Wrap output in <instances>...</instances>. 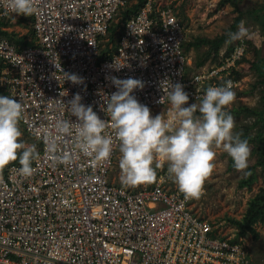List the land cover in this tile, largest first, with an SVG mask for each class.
<instances>
[{
	"label": "built area",
	"instance_id": "1",
	"mask_svg": "<svg viewBox=\"0 0 264 264\" xmlns=\"http://www.w3.org/2000/svg\"><path fill=\"white\" fill-rule=\"evenodd\" d=\"M34 4L36 11L28 16L33 19L34 47L19 49L0 35V88L22 100L19 124L39 153L30 177L18 174L19 163L0 169V264L257 263L241 238L219 236L209 220L193 212V199L170 189L165 178L137 189L109 183L118 140L108 159L78 154L70 164L55 158L72 154L75 131L57 139L53 152L46 144L56 136L57 119L76 121L64 102L77 93L82 103L107 119L104 97L117 90L111 77L142 80L143 89L133 95L151 112L168 104L160 87L164 79L184 84L189 100L196 102L207 87L225 81H231L235 92L241 86L236 73L248 55V39L239 40L220 64L188 75L186 27L173 7L158 0H146L126 20L129 0ZM19 15L10 0H0V19ZM120 15L111 43L109 30ZM258 32L264 41V28ZM63 72L75 73L84 82L65 81Z\"/></svg>",
	"mask_w": 264,
	"mask_h": 264
},
{
	"label": "clouds",
	"instance_id": "2",
	"mask_svg": "<svg viewBox=\"0 0 264 264\" xmlns=\"http://www.w3.org/2000/svg\"><path fill=\"white\" fill-rule=\"evenodd\" d=\"M10 7L16 14L25 16L36 11L34 0H10ZM246 34L247 28L242 20L237 31L228 33V41L242 40ZM120 67L115 66V70ZM63 74L65 81L84 82V78L75 73ZM111 81L117 90L104 97L106 107L103 110L107 119H101L91 105L82 103L78 93L64 102L71 116L77 119L75 122L57 119L54 124L56 136L46 139L47 148L53 152L57 139L70 136L73 131L76 132V143L72 154L56 157L57 162L70 164L78 154L92 155L96 160L108 159L118 140L122 183L135 186L155 181L160 163L154 166V161L159 156L160 160L167 162L169 178L186 198L191 199L202 196L204 182L215 168L214 148L222 147L237 170L248 168L249 141L241 132L234 131L235 119L227 111L236 96L231 81L207 87L203 96L198 98L199 103L189 104L185 85L164 79L160 87L166 90L167 102L171 106L170 118H165L162 113L153 116L150 108L133 95L135 89H143L142 80L111 77ZM164 100L162 95L158 103L162 104ZM23 112L22 100L0 95V169L18 160V174L30 177L34 172L32 162L39 153L35 144H26L20 139L19 123ZM109 128L114 130V135L107 130Z\"/></svg>",
	"mask_w": 264,
	"mask_h": 264
},
{
	"label": "rangeland",
	"instance_id": "3",
	"mask_svg": "<svg viewBox=\"0 0 264 264\" xmlns=\"http://www.w3.org/2000/svg\"><path fill=\"white\" fill-rule=\"evenodd\" d=\"M163 6L173 7L178 18L186 27L188 44L199 39L218 40L223 36H227V41L223 44L220 52L208 53V47L200 49L186 48V55L190 61L188 67V75L197 74L201 69L208 66L216 65L222 59V56L236 45L237 41H228V33L234 31L232 28L236 19L241 16L247 28V34L244 37L248 39L249 52L246 60L242 62L237 76L241 82V86L235 90L236 96L234 101L227 107L234 119L236 132L249 134L255 137L262 129V124L255 116L247 114H237L240 108L262 109L264 99V86L259 85L257 72L253 64L260 62L264 58V41L260 38V24L257 21V16L261 14L264 0H241L237 6L222 3L223 0H158ZM136 0H129L128 8L136 5ZM21 16H13L10 20V27L3 29L9 33H16L21 36H29L32 33L29 23L19 24ZM241 20V21H242ZM122 17L119 16L117 22H121ZM196 101L189 100V104ZM199 103V102H196ZM171 106L168 103L151 114L153 116L162 113L165 118H170L169 113ZM249 117V118H248ZM22 136L26 144H34L32 138L25 133V130L19 124ZM249 166L246 170L231 171L229 170L230 156L223 150L222 147L214 148L216 153L213 172L206 178L203 185V194L199 199L191 201L193 212L211 222L217 231L218 235L227 239H236L240 234V228L234 222H242L248 209L249 204L256 196L264 189V170L262 166H258L260 160L259 148L260 144L253 141L250 145ZM37 150V148H36ZM120 152L117 151L114 166L108 177L109 183L120 184L128 189H137L139 187H149L152 183H141L135 186L125 185L121 181L122 171L119 167ZM159 162L160 167L157 168V179L165 178L167 185L172 190H179L178 185L169 178L167 172V162L160 160L159 156L154 161ZM255 167L256 179L251 187H241V182L244 179H249L251 168ZM255 233H246L245 236L239 237L243 244L247 247L254 261L264 263V221H259L254 225Z\"/></svg>",
	"mask_w": 264,
	"mask_h": 264
},
{
	"label": "trees",
	"instance_id": "4",
	"mask_svg": "<svg viewBox=\"0 0 264 264\" xmlns=\"http://www.w3.org/2000/svg\"><path fill=\"white\" fill-rule=\"evenodd\" d=\"M136 1H137L136 5L132 6L126 12H124V20L130 18L131 16H134L139 11V9L142 6H144V4L146 2V0H136ZM240 1L241 0H223L222 3L230 4V5H233V6H237ZM20 16L22 18L21 20H19V24L20 25L24 24V23H27V24L29 23V25H32V23H33L32 17H28V16H25V15H22V14ZM256 18H257V21L260 24V28L263 29L264 28V5L262 7L261 14L258 15ZM10 19H7V18L6 19H0V35L8 38L19 49H26V48L34 47L35 46V39L33 37V33H31V35H29V36H21L19 34L9 33L8 31L3 30V29H6V28L10 27V23H11V21L9 23ZM241 20H242L241 16L236 19V22L234 24V27L232 28V31H234L236 29V27L240 24ZM114 25L109 30V38H110V42L111 43L115 42V36H116V33H117V27L120 24L118 23V24H116V26H114ZM226 41H227V36H223V37H221V38H219L218 40H215V41L214 40L212 41V40H209V39H199V40H195V42H193V43L188 44V46H189V48H192L194 50L195 49H200L201 47H208V50H209L208 53L215 52L216 54H218L220 52L223 44ZM238 42L239 41H237V43ZM237 43H236V45H237ZM188 46H186V43H185V45H184L185 53L187 51L186 48H188ZM235 46L232 47L226 53V57L229 56V54L234 50ZM105 51H106L105 49H102L101 53L104 55ZM245 60L246 59L243 58L242 62L245 61ZM217 64H220V62H218ZM253 67H254L255 71L257 72L258 77L261 79V80H258L259 85H263L264 86V58H262V60L260 62L254 63ZM2 69H3V65L0 64V74H1ZM0 93H2L5 96H8L7 93L2 88H0ZM262 101H263V103H262L263 107L260 110L259 109H250V108H240L241 110L239 112H236V113L237 114L243 113V114H247L250 117L251 116L257 117L258 121L262 124V129H264V99ZM197 115H199V113H197ZM242 137L246 138L249 141V145L253 141H256L257 143L260 144V148H259V152H258L260 160L258 162V166H262V169L264 170V139H263V130L259 131L258 134L255 137L250 136L249 134H244ZM32 142L34 143L33 138H32ZM13 163L17 164L18 160L14 161ZM255 167L256 166L251 168L249 179H244L241 182V187H251L252 186L253 182L256 179ZM229 170L238 171L234 167L233 160H232L231 157H230ZM259 221H262V222L264 221V189H262V191L256 196V198L253 201L250 202L249 209H248L243 221L242 222H237V223L234 222L237 225V227L240 228V234H239L238 237L245 236L246 233H248V232L255 233L254 225L256 223H258Z\"/></svg>",
	"mask_w": 264,
	"mask_h": 264
},
{
	"label": "crops",
	"instance_id": "5",
	"mask_svg": "<svg viewBox=\"0 0 264 264\" xmlns=\"http://www.w3.org/2000/svg\"><path fill=\"white\" fill-rule=\"evenodd\" d=\"M202 70V69H201ZM0 95H3L2 93H0Z\"/></svg>",
	"mask_w": 264,
	"mask_h": 264
}]
</instances>
